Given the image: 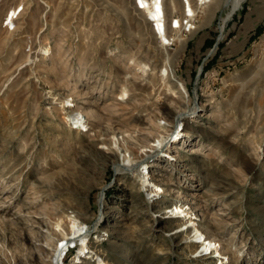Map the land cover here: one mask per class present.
<instances>
[{"label": "rangeland", "instance_id": "374dc122", "mask_svg": "<svg viewBox=\"0 0 264 264\" xmlns=\"http://www.w3.org/2000/svg\"><path fill=\"white\" fill-rule=\"evenodd\" d=\"M230 1L213 0L167 48L131 0H0V264H51L50 221L70 213L92 242L113 232L97 247L108 264H220L177 231L184 220L157 218L175 201L224 264H264V0L221 25ZM179 7L166 0L167 15ZM254 8L263 17L245 31Z\"/></svg>", "mask_w": 264, "mask_h": 264}, {"label": "bare ground", "instance_id": "6f19581e", "mask_svg": "<svg viewBox=\"0 0 264 264\" xmlns=\"http://www.w3.org/2000/svg\"><path fill=\"white\" fill-rule=\"evenodd\" d=\"M133 1L135 2V5H137L136 1H138V3L140 4L141 7H144V6H146V5L150 4V3H153L154 7L156 9L157 15L161 14L160 6H159L160 5L159 4L160 0H133ZM194 1H195V3L197 2V0H194ZM242 1L243 0H231L230 1V4H231L230 11L226 15V17L222 20V23H220L221 25H223V23L230 18L231 14L237 9V7L240 5V3ZM186 2L188 4V10L190 11L188 0H186ZM171 4H172V6H171L172 8L175 7V3L173 1H171ZM179 4H180V7L181 8L183 7V10H184L183 0H179ZM17 7L18 6H16L14 9L8 10L6 12V14H5V19L4 20L9 21L8 23L11 26V30H14L15 27H16L15 23H13V18H14L13 16L16 15ZM180 7L178 9H180ZM21 9H23L22 6H21ZM146 12H148V11H146ZM171 13H170V15H167V18H169L170 20L169 19L168 20L171 22V24H173V26L176 27L178 25L177 18L173 17L171 15ZM201 13H203V10H201ZM173 26H171V28H173ZM221 28H222V26H221ZM151 32H153V34H154V31H151ZM161 41H162L163 44H169L168 43L169 40L166 39V37H162ZM39 52H40V54H41V56L43 58L47 57L51 53V47L49 45L45 44V45H43V46H41L39 48ZM129 61H130V64H134L135 63L134 59H132V58L129 59ZM143 66H145V65H143ZM143 66L141 64H138V67H140L139 69L141 70V72L143 74H145V69H143ZM165 75L167 76L166 69H163L162 73L159 74L158 77L161 80L164 81V76ZM62 105H63V107H67V108L73 107V105L70 104L69 100H65L62 103ZM67 118L71 122V125H74L73 129L87 131V125L85 124L84 114L81 111L73 110L72 113L67 116ZM176 122L178 124L179 118L176 119ZM175 132H177V130H174L173 134ZM179 136H181L180 130L176 133V138L179 137ZM172 137H173V135H172ZM125 159H126L127 163H131L132 160H133L132 158H130V155L126 156L125 154H123V161H125ZM143 164L144 163L141 162L139 164V166H137L134 170H135L138 178L141 181V188H145V187L148 188V186H149L148 171H147V167H142ZM114 167H115V170H117V171H121V170L126 169L125 167H122L119 163H116L114 165ZM153 187H154V189H152V187L150 188V193L149 194H154L155 195L156 192L161 190V189L156 188L155 185H153ZM100 200H101V198H100ZM188 215H190V209L188 207H185V205L180 204L178 201H175L174 203H172V204H170L168 206H165L163 211L157 216V218L158 219L184 220L183 224H180L177 227V231L180 232V231H183V230H189V233H190L189 237H190L191 241L193 243L199 244L201 246V249L199 250L200 253H202V252L213 253L212 257L213 258L214 257L215 258H219L220 264L226 263L227 260H228V256H226V254L224 253V250H222L224 248H218V243L216 242L215 238L213 239L212 237L206 236V234L199 229V227L197 226V223L194 222L193 219H192V214L189 217V219H186V217ZM51 222H52V228L54 230V233H56V235L58 237V239H56V236H55V239L54 238H50V244H51L50 245L51 246V248H50V250H51L50 261H51V264H64L63 262H60L61 258H62V255H63V252L58 251V243L61 242V241H63L64 243H67V244H72V245L76 241L79 242V247L77 249L76 254L72 257V259L67 264H82L81 256H85L86 253H87V255H89L87 257V259H90V258L94 257V253L93 252H87L88 251L87 245L82 247L81 239H85L86 237L84 235L81 236V237H78V236H80L82 234V231L86 227L84 226V224L81 221H79L78 218H75V217H73L71 215L63 214L62 216H59V217H56L55 219H53V221H50V223ZM158 230L159 231H165L163 229H158ZM112 233L113 232H110L108 230L107 232H105V235H112ZM50 234L53 235L52 233H50ZM105 235L104 234L103 235H99L96 238L98 240H102L103 241V240H105L103 238V236H105ZM76 237H78V238H76ZM99 237L101 239H99ZM47 241H49V240H46V242H45L46 244H47ZM197 249L198 248H195L194 252H192V253L196 254L197 253L196 252ZM97 261L100 262L99 260H97Z\"/></svg>", "mask_w": 264, "mask_h": 264}, {"label": "built area", "instance_id": "2783aa9c", "mask_svg": "<svg viewBox=\"0 0 264 264\" xmlns=\"http://www.w3.org/2000/svg\"><path fill=\"white\" fill-rule=\"evenodd\" d=\"M213 2V0H197L195 3L194 0H188L190 11L188 10V4L186 0H183L184 3V10L182 7L181 13L179 16H177L178 25L176 27L171 24L170 21H167V12H166V0H160L159 6L161 10V14L157 15L156 9L154 7L153 3H150L144 7H141L138 1H136L137 5H135V2L131 0L133 9L143 15V17L146 20L147 25L149 26L151 31H154V38L157 40V42L162 45L163 47H171L174 43L175 36H187L191 34L196 26V23L199 18V14L201 13V10L203 8L207 7ZM22 9L21 6H18L16 9V15L13 16V23H15V19L19 17ZM148 11V12H146ZM10 13V12H9ZM9 21L4 20L3 26L7 29H11ZM173 26V28H171ZM162 37H166V39L169 40V44H163L161 39ZM71 216H76L72 213H70ZM80 221V220H79ZM84 224V223H83ZM86 227L82 234L78 237L85 236L86 237V245L88 248L87 252H93L94 257L87 259L89 255L87 253L85 256H81V262L82 264L88 263V264H108V262L105 260V258L100 254L99 250L97 249L98 246L102 245V240H98L96 236H93V242L90 240V230L87 224H84ZM76 237V238H78ZM79 247V242L76 241L73 245L64 243L63 241L58 243V251L63 252L62 258L60 262H63L64 264L69 263V261L72 259V257L76 254L77 249ZM99 260L100 262H98Z\"/></svg>", "mask_w": 264, "mask_h": 264}, {"label": "crops", "instance_id": "0c3cea01", "mask_svg": "<svg viewBox=\"0 0 264 264\" xmlns=\"http://www.w3.org/2000/svg\"><path fill=\"white\" fill-rule=\"evenodd\" d=\"M261 14H262L261 12L257 11L254 8L253 12L249 15L250 17L245 20V27H246L245 31L246 30L248 31L249 28L251 27L253 28L259 24L261 18L263 17Z\"/></svg>", "mask_w": 264, "mask_h": 264}]
</instances>
